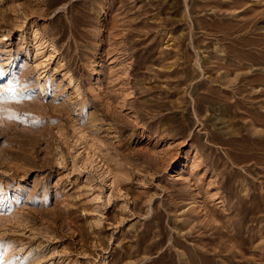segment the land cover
I'll use <instances>...</instances> for the list:
<instances>
[{"label":"rangeland","instance_id":"obj_1","mask_svg":"<svg viewBox=\"0 0 264 264\" xmlns=\"http://www.w3.org/2000/svg\"><path fill=\"white\" fill-rule=\"evenodd\" d=\"M0 69L4 264H264V0H0Z\"/></svg>","mask_w":264,"mask_h":264},{"label":"snow or ice","instance_id":"obj_2","mask_svg":"<svg viewBox=\"0 0 264 264\" xmlns=\"http://www.w3.org/2000/svg\"><path fill=\"white\" fill-rule=\"evenodd\" d=\"M5 73L2 69H0V76H4ZM11 91V90H9ZM4 99V92L0 91V101H2ZM3 246L0 245V248H2ZM0 264H4L3 258H2V252H0Z\"/></svg>","mask_w":264,"mask_h":264},{"label":"bare ground","instance_id":"obj_3","mask_svg":"<svg viewBox=\"0 0 264 264\" xmlns=\"http://www.w3.org/2000/svg\"><path fill=\"white\" fill-rule=\"evenodd\" d=\"M0 78H1V76H0Z\"/></svg>","mask_w":264,"mask_h":264}]
</instances>
